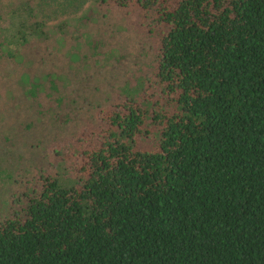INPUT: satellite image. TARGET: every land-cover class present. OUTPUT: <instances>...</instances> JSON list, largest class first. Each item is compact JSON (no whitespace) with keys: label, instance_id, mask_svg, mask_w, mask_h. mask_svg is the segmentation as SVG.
I'll use <instances>...</instances> for the list:
<instances>
[{"label":"trees","instance_id":"1","mask_svg":"<svg viewBox=\"0 0 264 264\" xmlns=\"http://www.w3.org/2000/svg\"><path fill=\"white\" fill-rule=\"evenodd\" d=\"M0 1V264H264V0Z\"/></svg>","mask_w":264,"mask_h":264},{"label":"rangeland","instance_id":"2","mask_svg":"<svg viewBox=\"0 0 264 264\" xmlns=\"http://www.w3.org/2000/svg\"><path fill=\"white\" fill-rule=\"evenodd\" d=\"M0 4H1V1H0ZM129 24V23H128ZM131 25V24H130ZM133 26V25H132ZM127 35H129V33L127 32L126 33ZM34 52V51H33ZM32 52V53H33ZM121 59H123L122 58V56H121ZM55 74V73H54ZM55 76H56V74H55ZM55 78V77H54ZM53 79V78H52ZM56 80H57V78H56ZM60 83V84H59ZM50 84H51V82H50ZM59 84V86H57L56 88H53V92H56V91H58L59 93H61V91H62V86H64V85H62V82L61 81H58L57 80V82L55 83V86L56 85H58ZM64 84H65V81H64ZM75 83H72V85H70L69 86V88H71L73 85H74ZM52 85V84H51ZM108 85L107 84H103L101 87L103 88V89H105V87H107ZM47 98V97H46ZM48 99V98H47ZM45 100V99H44ZM49 100V99H48ZM46 101V100H45ZM84 106L85 107H88L89 105H88V103H85L84 104ZM80 121L79 122H71L70 123V125H68V126H66V127H64L63 128V130H62V135H69V134H71L72 132H74L76 129H78L79 128V126L81 125V123H82V120H81V118L79 119ZM70 136H67V138H69ZM62 142H64L63 140H61V142H59V143H62ZM2 144V143H1ZM35 139H33V140H31V141H29V142H27V143H24V144H20L19 143V147L17 146V148H18V150L20 151V153L19 154H21V152L23 153V154H25V159H27V160H29L30 161V159H31V161L33 162V163H35V164H42L44 161H41V162H37L38 160H40L41 158H44V154L42 153V149H43V145L42 144H39L38 146H36L35 147ZM36 144H38V143H36ZM64 144H62L61 146H62V150H64L65 152L64 153H68L69 152V150H70V147H68V146H63ZM17 156V155H16ZM7 162H5V164H9L8 162H10L11 161V158H7ZM50 160V159H49ZM54 159H52V161H53ZM51 161V162H52ZM55 161V160H54ZM54 161H53V163H54ZM51 167H52V164H51ZM1 182H3V180L2 179H0V189H1V191H2V184H1Z\"/></svg>","mask_w":264,"mask_h":264}]
</instances>
